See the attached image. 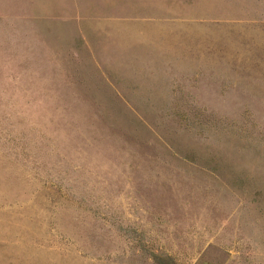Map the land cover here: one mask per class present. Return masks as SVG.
Returning a JSON list of instances; mask_svg holds the SVG:
<instances>
[{
  "label": "rangeland",
  "instance_id": "rangeland-1",
  "mask_svg": "<svg viewBox=\"0 0 264 264\" xmlns=\"http://www.w3.org/2000/svg\"><path fill=\"white\" fill-rule=\"evenodd\" d=\"M0 264H264V0H0Z\"/></svg>",
  "mask_w": 264,
  "mask_h": 264
},
{
  "label": "crops",
  "instance_id": "crops-1",
  "mask_svg": "<svg viewBox=\"0 0 264 264\" xmlns=\"http://www.w3.org/2000/svg\"><path fill=\"white\" fill-rule=\"evenodd\" d=\"M147 14V12H146ZM149 15L145 16V17H141L139 19H135V18H129V21H131L133 23H135V21L139 22L138 26H140L141 28H150L155 30L154 35H165L168 37H176L175 36V32H172L170 30H188L193 28L194 26L200 25L198 20L195 19H191V18H186L184 17L185 15V10L184 7H176V9L173 8H167V7H159L158 9H156L154 12H149ZM151 16V17H149ZM178 38V37H176ZM152 41H147L149 43H145L147 45H149V47L153 48V49H157L156 47H159L160 44H158L157 42V38H151ZM165 41V40H163ZM170 44L172 41H174L173 39H168ZM178 41V40H176ZM135 41V39L132 40V46L138 44V42ZM140 44H144L143 40H141ZM161 44H164V42H161ZM159 49V48H158ZM157 51V50H155ZM160 52H164V53H168L171 54L174 52H176V50L173 48H169L168 46V50H162L159 49ZM158 52V51H157ZM175 59L177 58V55L174 54ZM173 56V57H174Z\"/></svg>",
  "mask_w": 264,
  "mask_h": 264
}]
</instances>
